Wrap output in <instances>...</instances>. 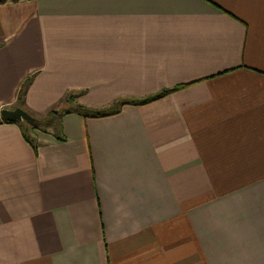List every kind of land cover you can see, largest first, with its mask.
Wrapping results in <instances>:
<instances>
[{"label":"crops","instance_id":"obj_1","mask_svg":"<svg viewBox=\"0 0 264 264\" xmlns=\"http://www.w3.org/2000/svg\"><path fill=\"white\" fill-rule=\"evenodd\" d=\"M0 264H264V0L0 4ZM184 85V86H182Z\"/></svg>","mask_w":264,"mask_h":264},{"label":"trees","instance_id":"obj_2","mask_svg":"<svg viewBox=\"0 0 264 264\" xmlns=\"http://www.w3.org/2000/svg\"><path fill=\"white\" fill-rule=\"evenodd\" d=\"M8 1H16V0H0V4H3V3L8 2ZM32 79H33V75L31 74V75L27 76L21 82L20 86L18 87V91H17V95H16V103H15L13 108H15L17 106H19V107L22 106L23 101H24V95H25L26 90H27L28 86L30 85ZM182 86H184V85H182ZM180 88H182V87L177 86L174 88L165 89V90H162L160 92H157L156 94H154L152 96L146 97L140 101H126V102H123L122 104L116 103V104L110 106L109 108H107L105 111L93 110V109L85 107L84 105H82L80 103H77L76 98L79 95H81V93H70V92H68V93H66L65 98H64L63 110H60V109L59 110H57V109L50 110L45 117V118H48V117H51L52 115L56 116L58 114L56 117H54L55 122L49 121L47 124H44L43 123L44 118L41 119V118L34 117L36 119L34 122H21L20 123L21 128H22V134H23L24 138L26 139V141L29 142L31 144V146L36 150L40 143L38 141L36 134H33V132L31 131V128H33L34 126L40 127L41 125H44V128L40 132L51 133L57 139L61 140V139H63V137H62L61 123H60L59 117H60V114L63 112L74 111V112H78V113L82 114L84 117H101V116L113 115V114H116L119 112V109L123 104H133V105L147 104V103H150V102L155 101L157 99H160V98L164 97L165 95H167L171 92H174L175 90L180 89ZM64 107H66V108H64ZM57 119H58V121H57ZM2 121L13 122V121H8V120H2Z\"/></svg>","mask_w":264,"mask_h":264},{"label":"water","instance_id":"obj_3","mask_svg":"<svg viewBox=\"0 0 264 264\" xmlns=\"http://www.w3.org/2000/svg\"><path fill=\"white\" fill-rule=\"evenodd\" d=\"M0 118L2 120H8L13 122H34L36 119L28 112L17 106L12 109L2 108L0 109Z\"/></svg>","mask_w":264,"mask_h":264},{"label":"rangeland","instance_id":"obj_4","mask_svg":"<svg viewBox=\"0 0 264 264\" xmlns=\"http://www.w3.org/2000/svg\"><path fill=\"white\" fill-rule=\"evenodd\" d=\"M77 102V101H76ZM78 103V102H77ZM73 106V105H72ZM68 107V106H67ZM64 108H66V107H64ZM57 109V108H56ZM63 110V107H61V108H58L57 110ZM58 115V114H57ZM56 115V116H57ZM56 116H51V117H48V118H45L46 116H44L43 118H41V119H43V123L44 124H47L49 121H52V122H55V118L54 117H56ZM37 118H40V117H37ZM52 119V120H51ZM57 121H58V119H57ZM44 128V125H41L40 127H38V126H34L33 128H31V131L33 132V134H36V132L35 131H41L42 129Z\"/></svg>","mask_w":264,"mask_h":264}]
</instances>
